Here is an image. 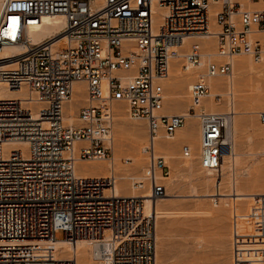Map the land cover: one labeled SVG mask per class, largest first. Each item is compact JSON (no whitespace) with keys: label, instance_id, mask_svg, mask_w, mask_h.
<instances>
[{"label":"built area","instance_id":"2783aa9c","mask_svg":"<svg viewBox=\"0 0 264 264\" xmlns=\"http://www.w3.org/2000/svg\"><path fill=\"white\" fill-rule=\"evenodd\" d=\"M258 3L264 0H247ZM62 14V31L31 41L41 17ZM215 23L219 29L211 33ZM212 34L213 55L186 38ZM8 45L20 50L4 57ZM264 59V6L244 0H0V89L23 96L0 99V264H76L75 255L54 257L52 241L62 231L70 243L97 246L100 264H154L155 220L143 197L116 196L114 178L75 174L77 159L112 157L113 107L144 119L149 198L165 193L158 182L168 166L154 142L171 139L187 117L200 132L198 163L215 172L225 150L229 111L202 103L212 79L232 71V58ZM172 59L201 67L188 86L185 112L164 113V86ZM82 81L86 102L79 123L63 120L73 84ZM220 93L213 94L218 103ZM264 122V112L259 113ZM24 141L25 149L5 148ZM74 141H83L77 147ZM182 157L191 156L188 145ZM137 184V183H135ZM245 215L232 213L230 248L235 264H264V195Z\"/></svg>","mask_w":264,"mask_h":264},{"label":"rangeland","instance_id":"374dc122","mask_svg":"<svg viewBox=\"0 0 264 264\" xmlns=\"http://www.w3.org/2000/svg\"><path fill=\"white\" fill-rule=\"evenodd\" d=\"M244 1L249 3L247 0ZM215 29L218 30L219 27L216 25ZM211 39H213L214 43L212 47L215 48V39ZM196 42L200 43L199 41ZM237 57L247 62L249 61L253 66L264 64V59L259 63H255L248 55H239ZM178 63L182 65L183 61L180 59ZM201 70V67L195 68L192 76L187 77L177 88L176 91L179 90L178 93L187 95V97L183 98L184 101L173 102L164 100L163 106L165 107V111L162 110L163 112L182 113L186 111L185 108L189 104L187 86L196 79V73ZM234 77L235 80H233L234 82L232 81L233 100L234 102L237 100L239 109L248 111L238 113L237 118L241 121L244 120L248 127L245 131H239L236 136L235 150L239 155L233 174L237 188L244 193L254 194L252 197H236L231 195L210 197L209 194L215 192L213 183L217 178V174L214 171L207 172V170L199 166L198 148L191 150V156L185 158L180 154L181 146L184 144L188 145L184 141H179L173 144V146L171 145L170 152L172 158L170 159L166 158L164 152L157 151V154L163 156L165 163L169 167L168 175H164L166 178L159 177L158 179V182L165 186V194L167 195L164 194L159 197L156 211L152 213L155 220V250L157 249L159 255H161V264H235L230 248L232 213L245 215L250 210V207L256 203L258 193H264V122L259 119V113L264 112V70L250 74L249 76H240L239 74L238 77L240 78L235 75ZM213 80L217 81L218 88L212 92H219L221 96V100L215 103L214 106H221L222 108H217V110L225 112L228 110V95L226 92L229 84L227 77L222 76ZM163 86L165 98V91L167 92V89L164 84ZM241 95H245V98ZM247 96H249V100L246 99ZM252 96L255 97L254 99L252 98L253 100L251 99ZM210 100L214 103L211 96L205 97L203 103L205 104ZM246 101L247 103H245ZM83 103L84 101H70L67 107L72 105V111L76 114L78 108ZM114 107H118L121 111V117L118 121L115 117ZM114 107L115 115L112 125L113 142L125 143L119 147L114 146L116 157L113 159L115 162V165H113L116 168L114 173L117 176L115 184L121 194H128L133 188L129 186L130 181L127 177L129 175L135 177L143 175L148 163L146 155L141 152V147L147 140V127L144 119H134L128 115L127 107L124 103L116 102ZM205 107L207 106L205 105ZM190 121L186 120L185 127L188 126L186 132L192 137L194 134V124L195 130L198 129V124L196 119H191ZM131 125H135L139 130L140 143L137 145V149H135L136 146L133 147L127 141L129 140L127 136L129 135V127ZM190 131L193 133H190ZM245 135L250 136L249 141L246 140ZM164 141H171V139ZM246 152L251 154H245ZM114 153L112 151V156H114ZM125 154L139 155L141 166L134 169L132 164L124 162L128 156ZM103 161L108 162V160ZM245 168H248L246 172L243 170ZM230 183L231 174L227 171L219 185V192L223 194L230 193ZM146 185H148L147 181ZM149 212L147 210L146 213ZM55 237L56 239L63 238L62 231L56 232ZM70 251V248L68 251H65V247H57L53 255L55 257L69 255ZM94 262L97 261H93L92 263ZM83 264L87 263L84 262Z\"/></svg>","mask_w":264,"mask_h":264},{"label":"bare ground","instance_id":"6f19581e","mask_svg":"<svg viewBox=\"0 0 264 264\" xmlns=\"http://www.w3.org/2000/svg\"><path fill=\"white\" fill-rule=\"evenodd\" d=\"M246 5H247V7L251 8V7H257V6H264V3L263 2H258V3L249 2V3H246ZM64 26H65V17L62 14L57 13V14L42 16L41 22H40L36 32L30 33L29 39L31 41H44L46 39H50L51 37L58 35V33L63 30ZM215 26H216V24L213 22L210 26L211 33H214L217 31L215 29ZM210 38H214V36L212 34H208V35L203 36V37L186 38L184 40V42L189 43L191 41H199L200 42L199 44L206 49V52L211 53L213 55L215 48L212 47L214 43H213V39H211L212 40L211 41ZM18 50H20L19 46L8 45V46L3 48L2 54L4 55V57L7 58L12 53H16ZM237 56H239V55L233 56V58H232V71H231V73H229L226 76L228 84H229L228 90L226 92V94L228 95V108H227L228 110L227 111L230 112V119L227 120L226 136L224 138L225 145H227V146H225V150L222 153V160L219 164V167L216 169V171H217L216 176L219 179L216 178L215 182L213 183V185H214L213 187L215 188V192L213 194L212 193L209 194L210 197L211 196H217V195H219L220 197H221V195H222V197H224L226 195H231V196H236V197H252L254 194V193H244L239 188H237L236 183H235V177L233 174L234 173V166L237 163V158L239 155V153H237L235 150L236 136H237V133L239 131H241V130L245 131L248 127L247 124H245L244 120L241 121L240 119L237 118V114L240 112H248V111L245 109L244 110L239 109L238 104H237V100H236V102H234V100H233V96H234L233 94L234 93L232 91V85H233L232 81L235 80L234 75L237 77L239 74H240V76L241 75L249 76L250 74L263 71L264 70V64H262L261 66H255V65L253 66L249 61L247 62L244 59H241ZM178 61L176 59H172L170 61L168 74L165 77V79L162 80V84H164L166 89H167V92L165 91V98H164V100H167V101H173V102H183L184 101L183 98L187 97V95L186 94L183 95L181 93H178L179 90L178 91H176V90L187 77L189 78L190 76H192L193 72L195 71V68H198V66H195V65H193V66L189 65L188 67L185 68L183 66V64L179 65ZM255 63H259V62H255ZM233 73H235V74H233ZM238 78H240V77H238ZM211 81L214 84V86L217 87V85H218L217 81H215L213 79ZM188 86H187V89H188ZM236 90H238V89H236ZM23 91H24L23 89H21L19 91L15 90V89H9V90L0 89V99L1 98H11V97L23 96V94H24ZM212 91L208 96L213 97L214 93ZM244 92H246V91H244ZM84 93H85L84 83L82 81L74 82L71 99L68 102H66L62 107V109H63V120L66 123H68V124L79 123V121L77 119V112H76V114H74L72 111V105H69V107H67V104L70 101H73V102H78V101L83 102L84 101L83 104H85L86 93L85 94ZM256 94L259 95L258 93H256ZM208 96H206V97H208ZM244 96L245 95H243L242 97H244ZM254 96H252L251 99L252 98L254 99L255 98ZM248 97L249 96H247V98H246L247 100H249ZM245 103H247V101ZM204 105H206L209 108V110H211V111H218L219 109L217 110V108L221 107V106L215 107L214 106L215 103H213L211 100L207 101V103H205ZM185 109H187V108H185ZM114 110H115V114H116V115L115 114L114 115L118 121V119H120V117H121V111L118 107H116ZM162 110L165 111V107ZM183 112H185V111H183ZM249 112H252V111H249ZM168 114H172V113H168ZM187 119L189 122L191 119H195V118L194 117H187L185 119V122L183 123V125H181L177 129L178 131L177 132L175 131L176 134H174V136L171 138V141H164L166 139L158 138L157 141L154 142V148H155L156 153H158L157 151H162V152H164L166 158H168V159L172 158L171 152H170L171 145L173 146V144H175L179 141L187 142L188 146L190 147V150H193L194 148L200 149L199 127H198V129H196V132H195V134H193L192 137L189 136V134L186 132V128L188 126L185 127ZM117 124H118V122H117ZM119 125H120V123H119ZM191 126H189V127H191ZM129 128H130L129 129V135L127 136V139H129V140H127V141H129L133 147L136 146L135 149H137V145L140 143L139 142L140 141L139 130L137 129V127L135 125H131V127H129ZM191 131H193V130H191ZM191 131H190V133H193ZM245 137H246L247 141L250 140L249 135H245ZM146 142H147V140L145 141V143ZM81 143H83V141H74L73 146L77 147ZM112 143H111V149H112L113 153H114V149H115L114 146L119 147V146H122L125 144L123 142H117V143L115 142L114 143L113 142V134H112ZM10 147H13V148L21 147V148L25 149L26 143L24 141H10V142L5 143V148L8 149ZM141 149H142V147H141ZM117 151H118V149H117ZM136 152H138V151H136ZM115 154H116V152L114 153V156H112L111 158H108V159L105 158V159H96V160H85V161H90V162H85L83 159H77L74 163L75 174L79 177H86V178H99V179L103 178L104 179L107 177H113L114 178V185L112 188V193L116 196H119V195H124V196L139 195L140 197H143L144 198L143 199V203H144L143 210H144V212L146 213L147 210H149L150 211L149 213L154 218V215L152 213H154L156 211L157 202H158V199H160V198L159 197L151 198V199L149 198V191H150L149 190V180L145 176V170H144L143 175H139L136 177L129 175L127 177V179L130 181L129 186H131V188H133V190H131V192L128 194H121V192L118 191V187L115 184L116 178H117L116 174L114 173L115 169H116L114 166L115 162L113 161V159H115V157H116ZM245 154H251V153L246 152ZM125 155H128V156L125 158L124 162L132 164L134 166V169H137L139 166H141V160H140L141 158H139V155H137V154L136 155L135 154L134 155L125 154ZM102 160H108V162H104V161L102 162ZM164 163H165V161H164ZM246 169H248V168H245L243 170L246 172ZM205 170H207V172L214 171L211 169H205ZM227 171H229L231 174V183H230L231 192L228 194L227 193L223 194V193L219 192V185H220L221 181L223 180V176L225 175V173ZM167 175H168V172H167ZM159 177L166 178V176H160V175H159ZM146 181L148 182V185H146ZM135 183H137V184H135ZM123 185H126V184H123ZM165 195H167V194H165ZM258 195H264V193H258ZM154 236L156 238L155 232H154ZM52 243H53L54 250L57 247H65V251H68L69 248L71 249L69 255H60L58 257L54 256L55 258H60V257H64V256L70 257L72 255H75L76 264H83L84 262L87 264H100V263L105 262V260L103 258H100L97 255H95V252H97L98 249H97V246L94 244H90V243L85 242V241H79V242H76L74 244V243L68 242L66 239H55L52 241ZM87 250H89V252H87ZM93 261H97V262L92 263ZM161 261H162L161 255H159V251L156 249L154 251V264H161Z\"/></svg>","mask_w":264,"mask_h":264},{"label":"crops","instance_id":"0c3cea01","mask_svg":"<svg viewBox=\"0 0 264 264\" xmlns=\"http://www.w3.org/2000/svg\"><path fill=\"white\" fill-rule=\"evenodd\" d=\"M164 113H166V112H164ZM172 113H174V112H172ZM194 130H195V124H194ZM195 132H196V130L194 131V134H195Z\"/></svg>","mask_w":264,"mask_h":264}]
</instances>
